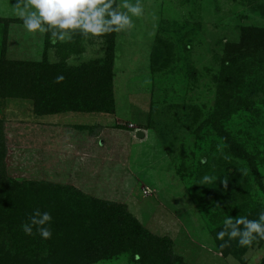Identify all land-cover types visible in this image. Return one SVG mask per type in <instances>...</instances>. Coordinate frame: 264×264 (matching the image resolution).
Instances as JSON below:
<instances>
[{"label": "rangeland", "instance_id": "374dc122", "mask_svg": "<svg viewBox=\"0 0 264 264\" xmlns=\"http://www.w3.org/2000/svg\"><path fill=\"white\" fill-rule=\"evenodd\" d=\"M124 2L116 1L119 10ZM24 3L0 0V55L59 62L57 49L46 46L51 34L25 28ZM139 3L143 15L114 34L112 113L41 115L31 100L0 99L7 174L125 210L149 234L170 240L183 264H264V238L250 246L216 238L228 216L264 212V49L250 56L243 49L248 29L264 30V0ZM84 36L67 64L104 58L103 37ZM228 139L249 148L252 166L232 154ZM58 222L52 219V238L65 240ZM33 233L26 258L63 264L65 249ZM93 264L139 263L119 251Z\"/></svg>", "mask_w": 264, "mask_h": 264}, {"label": "trees", "instance_id": "16d2710c", "mask_svg": "<svg viewBox=\"0 0 264 264\" xmlns=\"http://www.w3.org/2000/svg\"><path fill=\"white\" fill-rule=\"evenodd\" d=\"M114 34L101 36L106 47L104 58L92 59L80 65L71 66L66 62L71 55L82 50L81 43L85 36L80 32L72 35L74 39L64 42L47 38L46 46L57 49L61 57L59 62L15 61L0 55V99L31 100L35 113L41 115L112 113ZM245 34L244 41L248 44L246 48L243 46L247 53L245 56L252 55L254 47L264 49V30L254 32L248 29ZM241 55L237 54L236 60L242 59ZM225 67L222 66L223 71ZM231 68L232 64H228L227 69ZM60 75L64 79L57 82L56 77ZM1 127L0 122V264H38L26 258L28 242H33L34 236H27L22 228V224L30 222L29 217L37 208L42 212L49 211L54 221L59 220L58 223L64 224L65 240L49 239L50 247H57L54 245L57 241L65 249L63 264H93L119 251H130L131 258L139 264H145L147 260L152 264H183L180 257L170 253V240L149 234L125 210L113 208L106 201L87 199L86 202V197L81 195L80 200L66 186L45 181H19L10 177L5 167L7 150ZM228 141L232 154L252 166L253 155L249 148ZM226 172L232 177L239 174L235 165H229ZM79 205L83 211L81 213L86 216H81L77 211ZM29 207L31 210L28 211ZM58 223L55 224L57 228L61 227ZM33 230L36 231L35 227ZM137 253L139 260L135 259ZM42 264L51 262L45 259Z\"/></svg>", "mask_w": 264, "mask_h": 264}, {"label": "clouds", "instance_id": "9594fccd", "mask_svg": "<svg viewBox=\"0 0 264 264\" xmlns=\"http://www.w3.org/2000/svg\"><path fill=\"white\" fill-rule=\"evenodd\" d=\"M114 5L115 0H25L19 15L29 32L50 33L54 41L64 42L76 32L101 37L127 30L134 26L132 17H140L144 12L139 0L135 4L125 0L123 8L126 11ZM63 79V75L56 77L57 82ZM208 179L204 177L205 181ZM224 182H227L226 178ZM52 219L49 211L42 212L37 208L29 217L30 222L22 224L23 231L33 235L35 227L43 240H49L53 234L50 227ZM225 236L228 237L225 244L236 239L240 246H250L257 237L264 238V212L258 219L228 216L216 238L224 240ZM135 259H140L138 253Z\"/></svg>", "mask_w": 264, "mask_h": 264}]
</instances>
